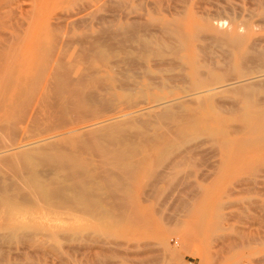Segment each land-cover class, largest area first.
I'll use <instances>...</instances> for the list:
<instances>
[{
	"label": "rangeland",
	"instance_id": "374dc122",
	"mask_svg": "<svg viewBox=\"0 0 264 264\" xmlns=\"http://www.w3.org/2000/svg\"><path fill=\"white\" fill-rule=\"evenodd\" d=\"M149 18L154 21H150L151 30ZM141 24L143 27H139ZM167 29H179L192 43L186 54L192 55L195 67L203 65L201 71L197 70L201 73L192 63L191 71L190 65L186 67L171 55L173 48L168 43H176ZM165 35L168 38L162 39ZM234 36L241 41L239 52L233 46L227 49ZM143 40L151 47L145 46ZM150 41H154V46ZM138 42L141 45L137 46ZM165 44L169 46L166 49ZM194 46L202 48V52L196 48L198 53H194ZM203 51L205 59L200 61ZM248 52L251 60L244 58L242 64L245 62L247 68L242 71L249 81L242 88L241 84H234L205 96L190 97L195 77L207 79L210 84L221 80H225L224 84L235 82L234 69H228L230 63L236 62V53L245 56ZM162 58H166L168 67L171 64L170 69L164 66ZM175 60L179 62L173 63ZM262 60L264 0H0V79L7 84L0 80V194L13 183L14 175L30 172L35 179L34 189L45 195L43 204H33L28 199L10 203L16 207L13 212L20 215L16 220L15 214L11 217L0 205V264H264V125L248 115L254 108L264 109V75L257 78L255 72L264 73ZM251 64L263 68L251 69ZM181 66L185 69L180 72ZM41 69L44 72L40 73ZM64 69H71L68 71L74 74L66 75ZM163 70L169 78L162 77ZM194 71L199 76L192 79L189 73ZM203 71L209 75L201 76ZM224 73H229V77ZM147 74H155L158 79L154 83L152 77L146 80ZM188 75L191 85L185 77ZM210 75L215 78H209ZM49 76L52 82L54 78L60 84H51ZM182 76L188 80L183 81ZM63 80L74 82L67 87ZM158 82H166L167 86ZM53 84H58L56 92L60 93L56 96V92L50 91L56 103L46 99L50 86L55 89ZM68 88L71 94L67 93ZM248 95L250 104L253 102L249 107ZM34 97L44 98L39 100L38 113L33 112L39 103L31 102ZM46 100L53 103L52 108L45 102L43 107L42 101ZM24 101L32 114L31 123L37 126L35 130L33 124L30 129L24 123L17 127L10 119L18 106H24ZM67 102L77 110L75 116ZM80 106L88 107L92 115ZM55 107L57 112L51 113L54 119L47 125L49 129L43 128L51 120H45L43 115ZM168 112H173L171 117ZM34 113L38 118H34ZM183 117L186 123H182ZM40 127L53 132L47 135ZM33 131L41 133L42 140ZM11 144H17L16 148ZM65 153L74 158L66 161L67 157L61 156ZM56 159L64 162L60 160V165ZM57 164L81 166L73 176L81 180L82 186L72 175L67 177L66 171L60 174ZM55 178L57 182H52ZM52 183L54 188L57 184L63 189L67 186L66 190L61 189L62 192L57 187L58 193L51 197ZM48 187L53 190L48 191ZM82 189L90 190L83 193L93 200L91 203L88 198L85 201L79 197Z\"/></svg>",
	"mask_w": 264,
	"mask_h": 264
},
{
	"label": "bare ground",
	"instance_id": "6f19581e",
	"mask_svg": "<svg viewBox=\"0 0 264 264\" xmlns=\"http://www.w3.org/2000/svg\"><path fill=\"white\" fill-rule=\"evenodd\" d=\"M144 10H145V9H144ZM178 12H179V11H178ZM179 16H180V15H179ZM183 17H184V15L182 16V18H183ZM174 18H175V17H174ZM152 19H154V18L151 17V20H152ZM175 19H177V18H175ZM151 20H150V18H149V23H148V24H149V27H150L149 30H151V25H150V24H151V23H150ZM221 21H222V20H221ZM151 22H152V21H151ZM204 22H206V21H204ZM152 23H154V21H153ZM178 23H179V22H178ZM146 24H147V23H146ZM155 24H156V23H155ZM157 24H159V22H158ZM157 24H156V25H157ZM168 25H170V24H168ZM178 25H179V24H178ZM246 25H247V23H246ZM172 26H173V25H172ZM139 27H143L142 24H141V26H139ZM154 27H156V26H154ZM154 27H152V28H154ZM204 27H205V26H204ZM211 28H212V27H210V29H211ZM236 28H237V27H236ZM238 28H239V27H238ZM145 29H146V28H145ZM234 29H235V28H234ZM143 30H144V29H143ZM147 30H148V29H147ZM178 30H179V29H178ZM178 30H171V31H170L169 29H167V31L170 32V33L172 34V36H174V39H173V38H172V39H173V41L176 43L175 45H174V44L172 45V44L168 43L169 46L171 45L170 49L173 48V49L171 50V55H173V56H174L175 58H177V59H180V60L186 65V67H188L187 65H190L191 63H192V65L194 66L195 62L192 61V57H190V56H192V55H190V56L188 57L187 54H186V51L189 49V44H190V43L188 42L189 40H188V39L182 34L181 31H178ZM203 30H204V29L202 28V31H203ZM141 31H142V29H141ZM152 31H153V29H152ZM155 31H158V30L156 29ZM163 31H164V30H163ZM198 31H199V30H198ZM202 31H200V32H202ZM119 32H120V31H119ZM136 32H137V31H136ZM158 32L161 33L162 30L160 29V31H158ZM183 32H184V31H183ZM211 32H213V31H211ZM133 33H134V32H133ZM149 33H150V32H149ZM149 33H148V34H149ZM160 33H159V34H160ZM202 33H203V32H202ZM142 34H143V33H142ZM142 34H141V35H142ZM145 34H146V33H145ZM184 34H185V33H184ZM193 34H195V33H194V31L192 30V35H193ZM146 35H147V34H146ZM143 36H144V35H143ZM156 36H157V35H156ZM168 36H169V34H168ZM168 36L166 37V35H165V38L162 36V39H166V38H168ZM193 36H194V35H193ZM198 36H199V35H198ZM217 36H218V38H217L216 40L219 41V40L221 39V38L219 39L220 35L217 34ZM235 36H236V35H235ZM235 36H234V37H235ZM121 37H122V36H121ZM148 37H149V36H148ZM169 37H170V36H169ZM237 37H238V36H237ZM137 38H140V37H137ZM149 38H151V37H149ZM157 38H159V37H157ZM189 38H190V37H189ZM195 38H196V40L198 39V37H196V36H195ZM199 38H201V36H200ZM207 38H208V37L206 36V39H207ZM224 38H225V37H224ZM131 39H132V38H131ZM151 39H152V38H151ZM204 39H205V38H204ZM211 39H214V38H213V35H212V38H211ZM236 39H237V38L235 37V40H234V38H233V40H231V43H228V47H227V49H229V47H231V46H233V49H234V48H235V49H236V48L238 49L239 47L242 46V45H241V41H240V40H236ZM132 40H133V39H132ZM134 40H135V39H134ZM196 40H195V41H196ZM169 41H170V40H169ZM192 41H193V40H192ZM197 41H198V40H197ZM213 41H215V39H214ZM150 42H151V41H150ZM151 43H152L153 46H154V41L151 42ZM242 43H243V41H242ZM138 44H139V42H138L136 45L138 46ZM143 44H144L145 46L150 45L149 47H151V44H150L148 41H146V40H143ZM191 44H192V43H191ZM191 44H190V45H191ZM203 44H205V43H203ZM221 44H222V43H221ZM229 44H230V46H229ZM139 45H141V44H139ZM195 45H196V44H195ZM207 45H208V44H207ZM216 45H217V44H216ZM223 45H225V44H223ZM239 45H240V46H239ZM145 46H144V47H145ZM153 46H152V47H153ZM160 46H162L161 43H160ZM169 46H167V44H165L164 48L166 49V48L169 47ZM214 46H215V45H214ZM141 47H142V46H141ZM197 47L199 48L198 45H197ZM197 47L194 46V49L196 50ZM131 48H132V47H131ZM136 48H137V47H136ZM161 48H163V47H161ZM164 48H163V52L167 53L168 50L165 51ZM192 48H193V47H192ZM198 48H197V49H198ZM208 48L211 49L209 46L207 47V49H208ZM231 48H232V47H231ZM140 49H142V48H140ZM143 49H144V48H143ZM143 49H142V50H143ZM168 49H169V48H168ZM170 49H169V51H170ZM227 49H226V50H227ZM235 49H234V51H237V50H235ZM239 49H240V48H239ZM239 49H238L237 52H239ZM204 50H205V49H204ZM213 50H214V47H213ZM243 50H244V48H243ZM252 50H254V48H253ZM158 51H159V50L157 49V52H158ZM189 51H190V50H189ZM198 51H199V52H202V48L198 49ZM210 51H211V50H210ZM247 51H249V50H246V52H247ZM136 52L138 53V50H135V53H136ZM154 52H155V51H154ZM229 52H230V51H229ZM137 53H136V54H137ZM139 53H140V52H139ZM194 53H198L197 50H196V52H194ZM210 53H212V52H210ZM213 53H215V52H213ZM253 53H254V51H253ZM141 54H142V53H141ZM143 54H144V53H143ZM189 54H190V53H189ZM203 54H204V51H203L202 55H200V57H201V60H200V61H202V59H205V58H202V57H203ZM207 54H208V53H207ZM234 54H235V53H234ZM257 54H262V53H257ZM154 55H155V54H154ZM230 55H231V54H230ZM53 56H54V55H53ZM135 56H137V55H135ZM145 56H146V55H145ZM165 56H166V55H165ZM213 56H215V55H213ZM216 56H217V55H216ZM225 56H226V55H225ZM246 56H247V57H246ZM6 57H7V56H6ZM143 57H144V56H143ZM170 57H171V56H170ZM170 57L167 58V61H169V62L171 61V58H170ZM194 57H195V56H194ZM194 57H193V58H194ZM198 57H199V56H198V54H197V58H198ZM209 57H210V55H209ZM256 57H257V56H256ZM256 57L254 58V60H256L257 58H259V59H257V60L260 61L261 56L258 55V57H257V58H256ZM2 58H3V57H2ZM172 58H173V57H172ZM244 58H246V59H248V60H251V59H250V56H249V52H248V55H247V53H246L245 56H244V53H240V54H238V55H237V53H236V59H234V60H236V62H234V60L232 59L234 63H230V66H229V64H228V66H229L228 69H231V71L234 69V71H235L234 73H235L236 76L233 77V78L235 79V80L233 79V81H235V82H231V81H230L229 83H225V84L223 83V82H225V80H223V81L221 80V81H219V82H214V83L211 81L212 84H210V83H207V79H204V80H203L202 78H199V77H197V79L199 78V81L196 79V77L193 79L194 76H199V75H196V74L199 72V71H197V70H200V71H201V68H202V66H203V65H202L201 67H199V64H198L199 69H197L198 67H195V66H196V65H195V66H194V69H196L197 73H195V71H194V73H192V74L189 73L191 76L193 75V76H192V79L194 80V83H193V84L191 83V81H190V75H188L189 77H188V76H185V77H187V78L189 79V80L186 79V80H188L187 83H188V84L191 83V84H192V85L190 84L191 86H193V85L195 86V87H194V86L192 87V89L194 88V90H192L193 92H192V95H191L190 97H193V95H194V97H196V96L198 97V96H200L201 94L204 95L205 93H206V94H207V93L209 94V93H211V92L217 90L218 88H223V87H225V86H229V87H230V86H234V84H235V85H237V84H241V85H240V87H241L242 85H244V82H245V81L247 82L248 77H249V76H248V77L246 78V77H245V76H246L245 73L242 71V69H246V68H247V67H245V66H246V64H244L245 62L243 63L244 65L242 64V62L244 61ZM52 59H53V58H52ZM164 59L166 60V58H162V61L165 62ZM168 59H169V60H168ZM199 59H200V58H199ZM141 60H142V59H141ZM185 60H186V61H185ZM193 60H194V59H193ZM215 60H216V59H215ZM248 60H247V61H248ZM9 61L11 62V60H9ZM59 61H60V60H59ZM144 61H145V59H144ZM144 61H143V62H144ZM148 61H149V60H148ZM150 61L152 62L153 60H150ZM245 61H246V60H245ZM263 61H264V60H262V62H263ZM132 62H133V61H132ZM177 62H179V61L175 60V62H173V63L177 64ZM211 62H212V61H210V63H211ZM229 62H230V61H229ZM231 62H232V61H231ZM248 62H250V61H248ZM167 63H168V62H167ZM173 63H172V66H174ZM206 63H207V62L205 61L204 64H206ZM208 63H209V62H208ZM258 63H259V62H258ZM145 64H146V63H145ZM154 64H155V63H154ZM168 64H169V67L166 65V62H165V64H164V66L166 65L167 68L170 69V68H171V67H170L171 64H170V63H168ZM253 64H254V63H253ZM253 64H251V69H261V68H263V66L260 67L259 65H256V64H255L254 67H252ZM260 64H261V62H260ZM262 64L264 65V63H262ZM9 65H10V63H9ZM151 65H152V64H151ZM2 66H3V64H2ZM175 66H176V65H175ZM175 66H174L173 68H175ZM193 66H192V68H193ZM214 66H215V65H214ZM116 67H117V66H116ZM189 67L191 68V65H190ZM248 67H250V66L248 65ZM0 68H1V66H0ZM134 68H135V67H134ZM143 68H144V67H143ZM164 68H166V67H164ZM164 68H163V69H164ZM167 68H166L167 73H169V71H168ZM190 68H187V70H188V69L190 70ZM192 68H191V71L193 70ZM214 68H215V67H211V68H209V69H214ZM216 68H219V66H216ZM108 69H109V68H108ZM154 69H155V68H154ZM161 69H162V68H161ZM183 69H185V68H184V67L182 68V66H181V70H180V72H181ZM226 69H227V68H226ZM3 70H4V68H3ZM15 70H16V69H15ZM42 70H43V69H41L40 73L42 72ZM57 70H58V69H57ZM62 70H63V69H62ZM64 70H67V71L70 70V71H72L71 69H64ZM80 70H81V69H80ZM89 70H90V69H89ZM91 70H97V69H91ZM91 70H90V71H91ZM129 70H130V69H129ZM139 70H140V69H139ZM141 70H142V69H141ZM189 70H188V72H189ZM203 70H204V69H203ZM216 70H218V69H216ZM7 71L9 72V70H7V68H6V72H7ZM67 71H65V72H63V73H66V75L69 74V73L74 74V72H70V71H68V73H67ZM86 71H87L88 73L90 72V71H88V70H86ZM157 71H159V70L157 69ZM227 71H228V70H227ZM261 71H262V70H261ZM4 72H5V71H4ZM10 72H11V71H10ZM43 72H44V70H43ZM59 72H60V71H59ZM80 72H81V71H80ZM141 72H142V71H140V73H141ZM232 72H233V71H232ZM255 72L258 74V75H257V76H258L257 78H259V76H261V78H262V76L264 75V73L260 72L259 70H256ZM54 73H55V72H54ZM56 73H57V72H56ZM60 73L62 74V72H60ZM92 73H95V72L92 71ZM163 73H165V70H163V72H162L161 74H163ZM199 73H201V72H199ZM205 73H207V75H209V72H208V71H206V72L203 71L202 74H201V76L204 75ZM248 73H249V72H248ZM256 73H255V74H256ZM6 74H7V73H6ZM14 74H15V73H14ZM14 74H13V75H14ZM81 74H83V73H81ZM81 74L79 75V77H80V76L82 77ZM133 74H134V73H133ZM158 74H159V73H158ZM171 74H172V71H171ZM224 74H227V76L229 77V73H224ZM231 74H232V73H231ZM3 75H4V74H2V78H3ZM10 75H12V73L9 74L8 77H9ZM70 75H71V74H70ZM83 75H84V74H83ZM144 75H146L145 72H144ZM147 75H148V74H147ZM154 75H155V74H154ZM154 75H153V76H152V75H151V76H150V75L146 76V78L148 77V79H146V80H150V79L153 78V83H154V80H155V78H156V76H154ZM173 75H174V74H173ZM176 75H177V74H176ZM182 75H183V74H182ZM220 75H222V73H221ZM4 76H5V75H4ZM41 76H42V75H41ZM46 76H47V75H46ZM53 76H54V75H53ZM53 76H52V77H53ZM76 76H77V73H76L75 77H76ZM84 76H85V75H84ZM157 76H158V75H157ZM166 76H167V75H166ZM166 76L163 74L162 77H164V79H165ZM180 76H181V75H180ZM183 76H184V75H183ZM183 76H182L181 79L184 78ZM227 76H226V77H227ZM8 77H7V78H8ZM23 77H24V76H23ZM49 77H50V76H49ZM54 77H55V76H54ZM72 77H73V76H72ZM136 77H138V78L140 79V77H139L137 74H136ZM149 77H152V78L149 79ZM167 77H168V76H167ZM174 77H175V76H173V78H174ZM204 77H205V76H204ZM213 77H214V76H213ZM213 77H211V75L209 76V78H213ZM220 77H221V78H224V77H222V76H220ZM226 77H225V78H226ZM255 77H256V76H255ZM0 78H1V77H0ZM7 78H6V79H7ZM66 78H67V77H66ZM76 78H77V77H76ZM82 78H83V77H82ZM95 78H96V77H95ZM124 78H125V77H124ZM168 78H169V77H168ZM214 78H215V77H214ZM3 79H4V78H3ZM6 79H5V80H6ZM11 79H13V78H11ZM20 79H21V78H20ZM43 79H44V78H43ZM50 79H51V77H50ZM50 79L47 78L46 80H50ZM56 79H57V77H56ZM69 79H70V78H69ZM69 79H67V81H68ZM77 79H78V78H77ZM156 79H158V78H156ZM164 79H163V81H164ZM192 79H191V80H192ZM200 79H201V80H200ZM249 79H250V78H249ZM0 80H2V79H0ZM37 80H38V79H37ZM39 80H40V79H39ZM74 80H75V78H74ZM74 80H73L72 82H74ZM98 80H99V79H98ZM98 80H97V81H98ZM186 80L183 79V81H185V82H186ZM193 80H192V81H193ZM205 80H206V81H205ZM219 80H220V79H219ZM258 80H259V79H258ZM22 81H24V80H21V82H22ZM32 81H33V80H32ZM55 81H56V80H54V78H53V82H52V79H51V84L54 83ZM64 81H66V80H63L62 82H64ZM77 81H78V80H77ZM102 81H103V80H102ZM160 81H161V80H160ZM176 81H178V80H176ZM181 81H182V80H181ZM189 81H190V83H189ZM201 81H202V83H200ZM248 81H249V80H248ZM256 81H257V80H256ZM2 82H3V84L7 85L6 82L4 83L3 80H2ZM7 82H8V81H7ZM13 82H14V81H13ZM13 82H12V83H13ZM35 82H36V81H35ZM35 82H34V83H35ZM56 82L59 83L60 81L58 80V81H56ZM72 82H69L70 84L67 83V82H64V84L67 83V87H68L69 85L72 84ZM80 82L82 83V81H80ZM80 82L78 81V84H79ZM98 82H99V81H98ZM147 82H148V81H147ZM150 82H151V81H150ZM168 82H170V79H169ZM208 82H209V81H208ZM12 83H11V84H12ZM49 83H50V82L48 81V84H49ZM75 83H77V82L75 81ZM81 83H80V84H81ZM101 83H102V82H101ZM118 83H120V82H118ZM158 83L161 84V86L164 85L163 83L166 84V82H163V83L158 82ZM221 83H223V84H221ZM11 84H10V85H11ZM51 84H50V85H51ZM59 84H60V83H59ZM159 84H157V85H159ZM188 84H187V85H188ZM214 84H218V86H216V85L213 86ZM8 85H9V84H8ZM21 85H22V83H21ZM50 85H49V86H50ZM57 85H58V84H57ZM57 85H56V84H55V85L53 84V86L55 87L54 91L52 90V86H50V87H51V88H50L51 90L48 89L49 92H47L48 90L46 91V93H48L47 95H48L49 97H47V95H45V94H43L42 97H44V98L47 97L46 99H48V100L50 99V101H51V99L53 100V98H54L55 96L53 95V97H50V96H52V93H51L50 91H52L53 93L56 92V90H58V88H59V87L57 88ZM81 85H82V84H81ZM146 85H147V83H146ZM155 85H156V84H155ZM173 85H174V84H173ZM263 85H264V84H263ZM11 86H12V85H11ZM62 86H63V84H62ZM123 86H124V84H123ZM166 86H167V84H166ZM166 86H164V87H166ZM8 87H9V86H8ZM46 87H47V85H46ZM46 87H45V88H46ZM67 87H66V88H67ZM75 87H76V86H75ZM108 87H109V86H108ZM121 87H122V86H121ZM185 87H186V86H185ZM189 87H190V86H189ZM2 88L5 89V87H2ZM6 88H7V87H6ZM35 88H36V87H35ZM47 88H49V87H47ZM47 88H46V89H47ZM73 88H74V87H73ZM73 88H72V89H73ZM77 88H78V87H76V90H75V91H77ZM146 88H147V87H146ZM241 88H242V87H241ZM23 89H24V88H23ZM39 89H40V88H39ZM39 89H38V91H39ZM177 89H178V88H177ZM187 89H188V90L190 89L189 91H191V87H190V88L187 87ZM187 89H186V91H187ZM0 90H1V89H0ZM5 90H6V89H5ZM69 90H70V88H68L67 93L69 92ZM93 90H94V89H93ZM184 90H185V89H184ZM25 91H26V90H25ZM42 91H44V90H42ZM63 91H64V90H63ZM182 91H183V90H182ZM189 91H188V92H189ZM44 92H45V91H44ZM44 92H42V93H44ZM81 92H82V91H81ZM81 92H80V93H81ZM184 92H185V91H184ZM215 92H216V91H215ZM2 93H4V92H2ZM42 93H41V94H42ZM69 93H70V92H69ZM69 93H68V94H69ZM71 93H72V92H71ZM71 93H70V94H71ZM78 93H79V92H78ZM78 93H77V94H78ZM185 93H186V92H185ZM189 93H190V92H189ZM234 93H235V92H234ZM248 93H249V92H248ZM248 93H247V94H248ZM19 94H20V93L18 92L19 99H21L22 97H21V95H19ZM36 94H37V93H36ZM57 94L60 95V93H57V92H56L55 95H56V96H59V95H57ZM186 94H187V93H186ZM208 94H207V95H208ZM0 95H1V94H0ZM73 95H74V94H73ZM79 95H80V94H79ZM93 95H94V94H93ZM123 95H125V94H123ZM123 95H122V97H123ZM240 95H241V94H240ZM6 96H7V95H6ZM18 96H17V97H18ZM25 96H26V95H25ZM25 96H24V97H25ZM27 96H28V95H27ZM30 96L33 97V96H37V95H30ZM94 96H95V95H94ZM184 96H185V95H184ZM204 96H205V95H204ZM243 96H244V95H243ZM246 96H247V95H246ZM3 97H4V96H3ZM17 97L15 96V98H14L15 101L17 100V99H16ZM20 97H21V98H20ZM38 97H41V96H38ZM38 97H37V98H38ZM68 97H69V96H68ZM85 97H86V96H85ZM85 97H81V99L83 100V99H85ZM153 97H154V96H153ZM237 97H238V96H237ZM44 98H43V99H44ZM76 98H77V97H76ZM147 98H148V97H147ZM159 98H160V97H159ZM199 98H200V97H199ZM248 98H249V95H248V97H247V100H248L249 104H248L247 101H246L247 104L244 102V103L247 105V107H249L248 105H252V104H253V102L250 104V100H249ZM0 99H1V97H0ZM2 99H3V98H2ZM11 99H12V98H11ZM19 99H18V102H19ZM30 99H33V98H30ZM41 99H42V98H41ZM41 99H36V100L39 102V103H38V106H36L37 108H35V110H34L33 107H32V106H34V105H32V106L30 107V109H33L34 111H33V110H31V111H33V112H35V113H38V112H36V109H37V111L40 110V109H39V106H40L39 104H40ZM43 99H42V100H43ZM54 99L56 100V98H54ZM69 99H71V98H69ZM77 99H78V98H77ZM90 99H91V98H90ZM196 99H197V98H196ZM212 99H213V98H212ZM245 99H246V98H245ZM3 100L6 101V98L3 99ZM3 100H2V101H3ZM27 100H29V99H27ZM34 100H35V97H34L33 100H31V102H33ZM36 100H35V102H34V104L36 103L35 105H37ZM39 100H40V101H39ZM48 100H46V101H42V102H43V105H44L43 107H45L46 105H48V106L51 105L50 107L52 108V107H53V106H52L53 103H52V104L48 103ZM66 100H67V97H66ZM78 100H79V99H78ZM121 100H122V99H121ZM193 100H194V99H193ZM0 101H1V100H0ZM53 101H54V100H53ZM53 101H52V102H53ZM69 101H70V100H69ZM71 101H72V99H71ZM191 101H192V100H191ZM21 102H22V99H21ZM24 102H25V103H23V105H24L23 107H21V108L19 109V106H18V110L15 111V115H14V117L11 115V117H13V119L10 118V116H9V118L11 119L12 122H14L15 124H17V127H18V124H19V123H20V124H23V123H24V124H26V125H29L28 128L30 129V127H31L30 125L33 124L32 127H33V130H35L34 126H36V124L31 123V122H32V114L29 113L30 111H29V108L27 107V106H29V105L26 103V101H24ZM28 102H29V101H28ZM44 102L46 103V105H45ZM82 102H83V101H82ZM82 102H81V106H82V104H83ZM84 102L87 103V104H89V102H87V101H84ZM102 102H103V101H102ZM198 102H199V101H198ZM198 102H197V103H198ZM205 102H206V101H205ZM219 102H220V101H219ZM2 103H3V105H4V101H3ZM13 103H14V102H13ZM54 103H56V102L54 101ZM213 103H214V101H213ZM10 104H11V103H10ZM25 104H27V105H25ZM67 104H69V105L71 106V103H70V102H67ZM108 104H109V102H108ZM161 104H162V103H161ZM167 104H168V103H167ZM260 104H261V103H260ZM6 105H7V104H6ZM74 105H75V103H74ZM76 105H77V104H76ZM165 105H166V104H165ZM200 105H201V103H200ZM246 105H245V106H246ZM255 105H256V104H255ZM1 106H2V105H1ZM1 106H0V107H1ZM14 106H15V105H14ZM14 106H13V107H14ZM54 106L57 107L56 104H55ZM81 106H80V109H81V110L83 109V112H84V109H85L86 107H81ZM85 106H86V105H85ZM131 106H132V105H131ZM158 106H159V104H158ZM177 106H178V105H177ZM13 107H12V108H13ZM56 107L53 108V109H51V111H50V112H47V113H50V115H51V113H53V112L56 110ZM59 107H60V106H59ZM71 107H72V106H71ZM75 107H76L75 109L78 108L77 106H75ZM137 107H138V106H137ZM203 107H204V106H203ZM262 107H263V106H262ZM2 108H3V107H2ZM8 108H9V107H8ZM27 108H28V109H27ZM87 108H88V107H87ZM87 108L85 109V110H86L85 112H87L86 114L88 115V113H89V114L92 115V112H91V113L88 112L89 110H88ZM207 108H208V107H207ZM15 109H16V108H15ZM43 109H44V108H43ZM47 109L50 110L49 107H47ZM72 109L74 110L73 107H72ZM78 109H79V108H78ZM259 109H260V110H259ZM261 109H262V108L259 107V108H254L253 110L248 109L247 111H249V110L252 111L251 113H250V111H249V114H248V115L252 114V115H250L249 117L252 118V116H253V117H255V118H254L255 120H256V118H257L258 120H257L256 122H258V124H259L260 121H262V122H261V125H262V123H263V125H264V109H262V110H261ZM1 110H2V109H1ZM45 110H46V109H45ZM53 110H54V111H53ZM87 110H88V111H87ZM59 111H60V110H59ZM69 111H71V110H69ZM75 111L77 112V110H74V111H73V112H74V116H75V114H76ZM167 111H168V110H167ZM167 111H166V112H167ZM247 111H245V112H247ZM56 112H57V110H56ZM73 112H72V113H73ZM135 112H136V111H135ZM164 112H165V111H164ZM16 113H17V114H16ZM35 113H34V115H33L34 118H35V117L38 118V117H37V114H35ZM47 113H46V114L43 113V114H45V115H43V116H45V120L51 119V117H52V115H53V114H52V115L50 116V115H47ZM171 113H173V112H171ZM171 113H170V114H171ZM13 114H14V113H13ZM78 114H79V113H78ZM166 114H167V113H166ZM168 114H169V112H168ZM170 114H169V117H171ZM191 114H192V113H191ZM35 115H36V116H35ZM82 115H83V114H82ZM152 115H153V114H152ZM163 115H164V114H163ZM174 115H175V114H174ZM183 115H184V114H183ZM243 115H244V114H243ZM46 116L49 117V118H46ZM71 116H73V114H71ZM74 116H73V119L76 118V117L74 118ZM78 116H79V115H78ZM84 116H85V114H84ZM164 116H165V115H164ZM58 117H59V116H58ZM93 117H96V116H93ZM120 117H121V116H120ZM167 117H168V115H167ZM175 117L177 118L176 115H175ZM188 117H189V116H188ZM191 117H192V115L190 116V120H191ZM61 118H62V117H61ZM78 118H79V117H78ZM96 118H97V117H96ZM176 118H175L174 120H176ZM184 118H185V117H183V118L181 119V120H182V123L185 122V121H183ZM195 118H196V117H195ZM207 118H208V117H207ZM211 118H212V117H211ZM6 119H7V118H6ZM10 119H9V121H10ZM52 119H54V118H52ZM52 119L49 120L48 122L46 121V124H45V123H44V124L47 126L48 124H50V123L52 122ZM62 119H63V118H62ZM85 119L87 120V118H85ZM248 119H250V118H248ZM43 120H44V119H43ZM86 120H85V121H86ZM88 120H89V118H88ZM88 120H87V121H88ZM117 120H118V119H117ZM181 120H180V122H181ZM192 120H193V119H192ZM3 121H4V120H3ZM6 121H8V119H7ZM25 121H27L28 123H27V122L25 123ZM36 121H37V120H36ZM50 121H51V122H50ZM81 121H82V120H80V122H81ZM93 121H95V120H93ZM186 121H187V120H186ZM188 121H189V120H188ZM211 121H212V120H211ZM250 121H251V120H250ZM65 122H67V121H65ZM80 122H79V123H80ZM82 122H83V121H82ZM99 122H100V121H99ZM103 122H104V121H103ZM178 122H179V121H178ZM190 122H191V121H190ZM252 122H253V119H252V121L250 122V123H251L250 125L253 126V123H254L255 121H254L253 123H252ZM10 123H11V122H10ZM14 123H13V126H14ZM35 123H38V122H35ZM73 123H74V122H73ZM135 123H136V122H135ZM185 123H186V122H185ZM246 123H247V122H246ZM8 124H9V123H8ZM24 124H23V125H24ZM44 124H43L42 127L47 129L48 126L45 127ZM68 124H69V123H68ZM68 124H65V126L67 127ZM145 124H146V123H145ZM37 125L40 126V124H37ZM51 125H52V124H51ZM53 125H54V124H53ZM133 125H134V124H133ZM177 125H178V124H177ZM246 125H248V124H246ZM246 125H245V126H246ZM250 125H249V126H250ZM7 126H8V125H7ZM15 126H16V125H15ZM49 126H50V125H49ZM90 126H91V125H90ZM92 126H93V125H92ZM171 126H172V125H171ZM175 126H176V123H175ZM32 127H31V128H32ZM36 127H37V126H36ZM42 127H40V129H41ZM50 127H51V126H50ZM93 127H94V126H93ZM95 127H96V126H95ZM98 127H99V126H98ZM98 127H97V128H98ZM137 127H138V126H137ZM143 127H144V126H143ZM182 127H183V126H182ZM22 128H23V129H25V128L27 129V127H23V126H22ZM57 128H59V127H57ZM62 128H63V126H62ZM62 128H60V129H62ZM64 128H65V127H64ZM67 128H68V127H67ZM67 128H65V129H66V130H65L66 133H68L67 130H69V128H68V129H67ZM87 128H89V127L87 126ZM250 128H251V127H250ZM29 129H28V130H29ZM46 129H41V130H42V131L45 130L44 132H46ZM48 129H49V128H48ZM54 129H55V128H54ZM60 129H59V131H60ZM19 130H20V129H19ZM19 130H18V131H19ZM36 130H39V129L36 128ZM30 131H31V130H30ZM42 131H41V132H42ZM73 131H74V130H73ZM91 131H92V130H91ZM256 131H257V130H256ZM23 132H24V131H23ZM25 132H26V131H25ZM25 132H24V133H25ZM33 132L35 133L36 136H40V138H39V137H38V138L42 140V138H41V136H42L41 133L38 134V133H37L38 131H37V132L33 131ZM39 132H40V131H39ZM51 132H53V131H51ZM51 132H50V131H49V132H46V134L48 135V133H51ZM57 132H58V131H57ZM70 132H71V131H70ZM20 133H21V132H20ZM34 133H33L32 135H34ZM60 133H61V132H60ZM60 133H59V134H60ZM63 133H64V132H63ZM74 133H75V132H74ZM80 133H81V131H80ZM4 134H5V133H4ZM30 134H31V133H30ZM30 134H29V135H30ZM37 134H38V135H37ZM64 134H65V133H64ZM119 134L121 135V133H119ZM35 135H34V137H36ZM43 135H44V134H43ZM52 135H53V134H52ZM22 136H23V135H22ZM30 136H31V135H30ZM192 136H193V135H192ZM262 136H263V135H262ZM51 137H52V136H51ZM129 137H130V135H129ZM263 137H264V136H263ZM63 138H64V136H63ZM63 138L61 137V139H63ZM67 138L70 139V137H67ZM148 138H149V137H148ZM255 138H256V137H255ZM12 139H13V137H12ZM21 139H22V138H21ZM21 139H19V142H21V141H20ZM25 139H26V138H25ZM29 139H30V138H29ZM39 139H37V140L41 142V140H39ZM46 139H47V138H46ZM48 139H49V138H48ZM256 139H257V138H256ZM262 139H263V138H262ZM43 140H44V139H43ZM58 140H59V139H58ZM66 140H67V139H66ZM38 141H37V143H38ZM72 141H73V140H72ZM34 142H35V141H34ZM34 142H33V143H34ZM60 142H61V141H60ZM78 142H80V141H78ZM106 142H108V140H107ZM7 143H8V142H7ZM31 143H32V142H31ZM33 143H32V144H33ZM70 143H71V142H70ZM28 144H29V143H28ZM28 144H26V145H28ZM11 145H12V144H11ZM13 145H15V144H13ZM13 145H12V146H13ZM16 145H17V144H16ZM16 145H15V147H12V148H16ZM72 145H74V144H72ZM4 146H6V144H5V145H1V148H4ZM20 146H21V145H20ZM20 146H19V147H20ZM112 146H113V145H112ZM235 146H236V145H235ZM7 147H8V151L11 150L10 143L8 144ZM22 147H23V145H22ZM63 147H64V146H63ZM109 147H110V146H109ZM9 148H10V149H9ZM20 148H21V147H20ZM25 148H28V147H25ZM103 149H104V147H103ZM12 150H15V149H12ZM20 150H21V149H20ZM55 150H56V149H55ZM126 150H127V152H128V150H129V152H131L129 148H127ZM2 151H3V150H2ZM8 151H6V152H8ZM21 151H22V150H21ZM25 151H26V150H25ZM25 151H24V152H25ZM134 151H135V150H134ZM0 152H1V151H0ZM27 152H28V151H27ZM27 152H26V153H27ZM30 152H31V151H30ZM73 152H74V151H73ZM81 152H82V151L80 150V153H81ZM118 152H119V151H118ZM3 153H5V151H4ZM22 153H23V152H22ZM26 153H25V154H26ZM56 153H57V152H56ZM113 153H114V151H113ZM32 154H33V153H32ZM36 154H37V153H36ZM49 154H50V153H49ZM114 154H115V153H114ZM116 154H117V153H116ZM2 155H3V154H2ZM11 155H12V154H11ZM27 155H28V154H27ZM27 155H26V156H27ZM58 155H59V154H58ZM117 155H121V154L118 153ZM5 156H6V155H5ZM61 156H63L64 158H66V157H67V153L62 154ZM61 156H60V157H61ZM65 156H66V157H65ZM68 156H69V158L67 157V158H66V159H67L66 161H68V160L70 159V155H68ZM71 156H72V155H71ZM39 157L42 158V155L39 156ZM39 157H38V158H39ZM63 157H61V158H63ZM110 157H111V156H110ZM73 158H74V157H71V159H73ZM43 159H44V158H43ZM53 159H55V157H54ZM58 159H59V157H58ZM71 159H70V160H71ZM108 159H109V157H108ZM114 159H115V157L113 158V160H114ZM116 159H118V158H116ZM119 159H120V158H119ZM51 160H52V159H51ZM56 160H57V159H56ZM60 160H61V163L64 162V159H63V161H62V159H60ZM60 160H57V162L59 161L58 164L61 165ZM82 160H83V159H82ZM53 161H54V160H53ZM76 162H77V160H76ZM85 162H86V161H85ZM3 163H4V162H3ZM65 163H67V162H65ZM46 164H47V163H46ZM58 164H57V166H58L57 170H59V172L61 171L60 174H63V173L66 174V173H67V175H68L67 177H69V176L72 175L71 178L74 177V179H75V176H73V175H75L76 172L78 173V171H76V168H80V167H81V166H80V167H78V166L73 167V165L66 166L65 164H63V166H60V167H59ZM68 164H69V163H68ZM70 164H71V163H70ZM74 164H75V163H74ZM78 164H79V163H78ZM100 164H101V163H100ZM27 165H28V164H27ZM75 165H76V164H75ZM79 165H80V164H79ZM8 166H9V165H8ZM55 166H56V164H55ZM25 167H27V166L25 165ZM32 167H33V165H32ZM83 167H84V166H83ZM84 168H85V167H84ZM55 169H56V168L54 167V171H55ZM103 169H105V166H104ZM113 169H115V168H113ZM7 170H8V169H6V171H7ZM57 170L55 171V173L58 172ZM78 170H79V169H78ZM106 170L109 172V169H108V168H107ZM115 170H116V169H115ZM25 171H26V170H25ZM45 171H46V170H45ZM62 171H64V172H62ZM65 171H66V173H65ZM46 172H47V171H46ZM15 173H16V172H15ZM48 173H49V171H48ZM48 173H46V174H48ZM109 173H110V172H109ZM120 173H121V172H120ZM53 174H54V173H53ZM64 174H63V175H64ZM58 175H59V173H58ZM14 176H15V179H14V181H12L13 183L10 185V186H11V189H10V186H9L8 188H7V187H6V188L4 187V190H3V188H2L3 191H2L1 194H0V205H1V207H3V208L5 209L4 212H6L8 215L10 214V216H11L12 214L14 215V214H15V213H14V212H15L14 210H16V207L13 206V205L10 204V203H12V202H16V201H18V200L21 201V199H23V200H27V199H28V201H29V202H33V204H36V203H34V202H39V203L42 202V204H43V196H45V195H44V194L42 195L40 192L38 193V192L34 189L35 186H34L33 183H32V180H33V177H34L33 174H31L30 172H26L25 175H24V174L17 173V174L14 175ZM14 176H13V177H14ZM59 176H60V175H59ZM93 176H94V175H93ZM54 177H55V176H54ZM54 177H53V178H54ZM57 177H58V176H56V178H57ZM62 177H63V176H62ZM62 177H61V178H62ZM56 178H55L54 180H52V179H50V180H52V182H53V181L56 180ZM48 179H49V178H48ZM57 179H58V178H57ZM59 179H60V178H59ZM91 179H92V178H91ZM3 180H4V178H3ZM34 180H35V179H34ZM34 180H33V181H34ZM63 180H64V179H63ZM75 180H76V179H75ZM4 181H5V180H4ZM47 181L49 182V180H47ZM58 181H60V180H58ZM64 181H65V180H64ZM76 181H77V180H76ZM76 181H75V184H76V185H80V184H81V186H82V183L80 182L81 180H80V181H79V180L77 181V183L79 182L80 184H77ZM9 182H11V181H9ZM55 182H57V181H55ZM60 183H61V182H60ZM54 184H55V183H52V185H51V186H53L52 188L54 189V192L52 191L53 189H51V187H50V188L48 187V189H47L48 191H49V189L52 191V192H51V197H52V194H54V193H56V192L58 193V191H56V190H57V189H56L57 187H58L59 190L63 189V188H60V187H59L60 184H57L58 186H57V187L55 186V188H54ZM92 184H93V183H92ZM47 185H48V184H47ZM49 185H50V183H49ZM62 185H63V184H61V187L65 186V185H63V186H62ZM71 185H72V184H71ZM76 185H75V186H76ZM66 187H67V186H66ZM66 187L64 188L65 190H66ZM111 187H112V186H111ZM36 188H37V187H36ZM86 188H89V187H86ZM93 188H94V187H93ZM64 189H63V190H64ZM67 189H69V190L71 189L72 192H76V189H75V191H74V188H67ZM65 190H64V191H65ZM83 190H84V189H82V191H81L82 193H83ZM88 190H89V189H86V190H84V192L87 194ZM92 190H93V189H92ZM12 191H14V192L11 193ZM61 191H62V190H61ZM86 191H87V192H86ZM89 191H90V190H89ZM106 191H107V190H106ZM110 191H111V190H110ZM62 192H63V191H62ZM62 192H61V195H64V196H65V194H62ZM46 193H47V192H46ZM46 193H45V194H46ZM57 193H56V194H57ZM69 193H70V191H69ZM85 193L81 194L79 197H81L83 200L86 201V199H87L89 196L86 197V194H85ZM94 193H95V192H94ZM47 194H48V193H47ZM48 195H49V194H48ZM84 195H85V196H84ZM89 195H90V194H89ZM107 195H109V192H108ZM49 196H50V195H49ZM58 196H59V195H58ZM64 196H62V198H63ZM85 197H86V199H85ZM44 198H45V197H44ZM54 198H55V197H54ZM57 198H58V197H57ZM59 198H61V197L59 196ZM65 198H69V197H65ZM47 199H48V198H47ZM66 200H68V199H66ZM73 200H74V199H73ZM131 200H132V199H131ZM47 201H48V200H47ZM69 201H70V200H69ZM71 201H72V198H71ZM77 201H78V200H77ZM88 201H89V202H90V201L92 202L93 200H90V199L88 198ZM110 201H111V200H110ZM63 202H64V201H63ZM91 202H90V203H91ZM20 203H22V202H20ZM77 203H78V202H77ZM118 203H119V202H118ZM13 204H14V203H13ZM27 204H29V203H27ZM42 204H40V205H42ZM93 204H95V203H93ZM10 205H11V206H10ZM37 206H39V205H37ZM37 206H36V207H37ZM65 206H66V205H65ZM96 206H97V205H96ZM23 207L25 208V206H23ZM118 208H119V207H118ZM82 210H83V209H82ZM115 210H116V209H115ZM115 210H114V211H115ZM13 211H14V212H13ZM114 211H112V212H114ZM77 213H78V212H77ZM85 213H86V212H85ZM75 214H76V213H75ZM15 215H16V214H15ZM114 215H115V214H114ZM10 216H8V219L10 218V220L13 221V219L16 220V218H18L20 215H19V216H17V215H16V216H13V217H14L13 219L11 218L12 216H11V217H10ZM77 216H78V215H77ZM60 218H62V217H60ZM64 219H65V218H64ZM10 220H9V221H10ZM115 220H116V218H115ZM2 221H3V220H2Z\"/></svg>",
	"mask_w": 264,
	"mask_h": 264
}]
</instances>
